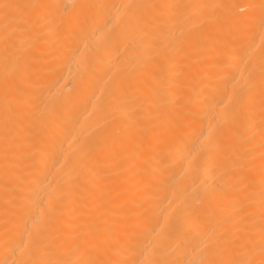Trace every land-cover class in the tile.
<instances>
[{
    "label": "bare ground",
    "instance_id": "bare-ground-1",
    "mask_svg": "<svg viewBox=\"0 0 264 264\" xmlns=\"http://www.w3.org/2000/svg\"><path fill=\"white\" fill-rule=\"evenodd\" d=\"M0 264H264V0H0Z\"/></svg>",
    "mask_w": 264,
    "mask_h": 264
}]
</instances>
